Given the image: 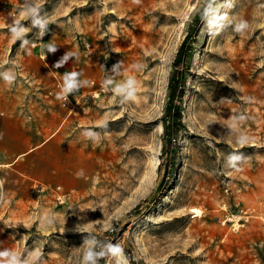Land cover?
Masks as SVG:
<instances>
[{
	"label": "rangeland",
	"instance_id": "rangeland-1",
	"mask_svg": "<svg viewBox=\"0 0 264 264\" xmlns=\"http://www.w3.org/2000/svg\"><path fill=\"white\" fill-rule=\"evenodd\" d=\"M206 1L0 0V85H28L30 69L59 90L27 120L31 134L53 136L30 157L34 173L0 163V252L83 264L92 250L98 264H117L109 245L119 243L129 264H264V0H213L195 28ZM33 19L48 21L42 38ZM16 20L22 39L10 32ZM192 30L169 143L174 60ZM105 63L110 92L88 100ZM129 79L132 99L114 91Z\"/></svg>",
	"mask_w": 264,
	"mask_h": 264
},
{
	"label": "crops",
	"instance_id": "crops-1",
	"mask_svg": "<svg viewBox=\"0 0 264 264\" xmlns=\"http://www.w3.org/2000/svg\"><path fill=\"white\" fill-rule=\"evenodd\" d=\"M39 58L42 59L43 56ZM28 72L30 79L28 85L11 82L8 87H3V83L0 85V107L5 113L4 116H0V163L9 162L12 166L19 164L21 166V162L26 161L22 168L15 169L14 172L18 174L25 172L30 175L34 173L33 164L29 163L30 157L51 145L53 136L46 138V135L33 131L31 134L28 132L31 128L27 125V120H35L32 112H41L44 108L43 103L48 99L51 101L57 99L59 90L53 82L40 83V79L33 81L35 73L30 69ZM12 85L13 88L11 87V91L8 92Z\"/></svg>",
	"mask_w": 264,
	"mask_h": 264
},
{
	"label": "clouds",
	"instance_id": "clouds-1",
	"mask_svg": "<svg viewBox=\"0 0 264 264\" xmlns=\"http://www.w3.org/2000/svg\"><path fill=\"white\" fill-rule=\"evenodd\" d=\"M38 12H39V5H37L36 7H30L28 9H26L24 15L27 18L31 19V18L37 16ZM32 23L34 25L39 24L41 29H42L40 35L41 36L44 35V29H46L48 21H44L42 23L38 19H33ZM248 27H249L248 22L241 20L240 23L236 27V31L239 33H243L246 29H248ZM10 32L12 34L13 39H22L27 32V28L19 20H16L14 22V26H10ZM47 48L51 52H55L57 50L56 46L54 44H48ZM67 59H68V56H65L60 61V63L57 64V67L62 66L63 63L67 61ZM73 76H75V74H73ZM66 79H68V78L66 77ZM11 80H12V77L5 76V82L6 83H10ZM133 83L134 82L131 79H129L125 83L117 86L114 89V91L119 93L121 96H126L127 98L132 99L134 97V92H135V88L133 87ZM73 86H74V82L69 83L68 86L64 89L65 94L68 93L72 89ZM65 97H66V95H65ZM87 135L93 136L94 134H93V132L89 131L87 133ZM240 142L242 144L246 143L247 142L246 138L242 137ZM49 223H51V218H49ZM109 252L113 257H115L117 259V264H129L128 258L124 252V249L120 246L119 243L109 245ZM101 255H103V253H96L92 250H89L84 256L83 264H98V258ZM0 256L8 257V259L6 261L0 262V264H21V261L19 259V255L15 252H9V250L5 249L3 252H0Z\"/></svg>",
	"mask_w": 264,
	"mask_h": 264
},
{
	"label": "trees",
	"instance_id": "trees-1",
	"mask_svg": "<svg viewBox=\"0 0 264 264\" xmlns=\"http://www.w3.org/2000/svg\"><path fill=\"white\" fill-rule=\"evenodd\" d=\"M213 0H207L202 12L199 15V20L196 23L195 28L199 24V21L203 20L208 11L209 7L211 5ZM195 31H191L189 35L186 37L185 41L180 46L174 60V71L172 74L171 82H170V93H169V100L166 106V110L164 113L166 122L164 123V133L166 136V142L172 143L174 138L172 136L175 135L174 130V124L176 123L177 116L179 115V108H178V102L181 101L183 98V89H182V83H183V74L182 71H180V67L184 64V60L187 56V42L189 41L190 37H192V34ZM107 237H111V233H106ZM103 258V256H102Z\"/></svg>",
	"mask_w": 264,
	"mask_h": 264
},
{
	"label": "built area",
	"instance_id": "built-area-1",
	"mask_svg": "<svg viewBox=\"0 0 264 264\" xmlns=\"http://www.w3.org/2000/svg\"><path fill=\"white\" fill-rule=\"evenodd\" d=\"M122 63H120L121 65ZM104 67V76H103V82L100 83L99 87L96 88L95 90L91 91L90 94L91 96L89 97L88 100H98L102 95H107L110 92V86L112 85L111 81V73L113 71V67L111 65H108V63H105L103 65ZM94 85V82L91 83V86ZM64 101H68V97H64ZM5 113L0 107V116H4ZM35 189L38 194H44L46 192V189L44 186L40 184L35 185ZM56 200L60 202L61 204L64 203L66 199V194L62 192L61 187H57L55 190H53Z\"/></svg>",
	"mask_w": 264,
	"mask_h": 264
},
{
	"label": "bare ground",
	"instance_id": "bare-ground-1",
	"mask_svg": "<svg viewBox=\"0 0 264 264\" xmlns=\"http://www.w3.org/2000/svg\"><path fill=\"white\" fill-rule=\"evenodd\" d=\"M42 36H43V35H42ZM42 36H41V38H42ZM9 166H11V164H5V165H3V167H9ZM0 167H1V166H0ZM194 214H196V217H197V218H201V219H202V218L204 217V211H203L202 209H200V208H195V209H194ZM235 219H238V217H235ZM235 226H236V228H238V227L240 228V226H239L237 223L235 224ZM235 226H234V227H235ZM236 228H235V229H236ZM236 230H237V229H236Z\"/></svg>",
	"mask_w": 264,
	"mask_h": 264
}]
</instances>
